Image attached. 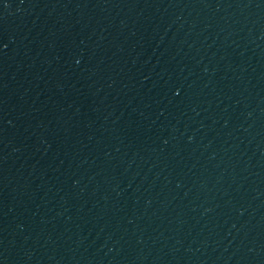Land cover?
<instances>
[{"label": "water", "instance_id": "95a60500", "mask_svg": "<svg viewBox=\"0 0 264 264\" xmlns=\"http://www.w3.org/2000/svg\"><path fill=\"white\" fill-rule=\"evenodd\" d=\"M0 264H264V0H0Z\"/></svg>", "mask_w": 264, "mask_h": 264}]
</instances>
